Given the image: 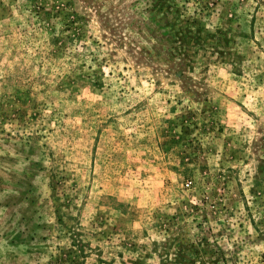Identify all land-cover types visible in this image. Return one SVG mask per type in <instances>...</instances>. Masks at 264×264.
<instances>
[{
  "label": "rangeland",
  "instance_id": "1",
  "mask_svg": "<svg viewBox=\"0 0 264 264\" xmlns=\"http://www.w3.org/2000/svg\"><path fill=\"white\" fill-rule=\"evenodd\" d=\"M0 264H264V0H0Z\"/></svg>",
  "mask_w": 264,
  "mask_h": 264
}]
</instances>
